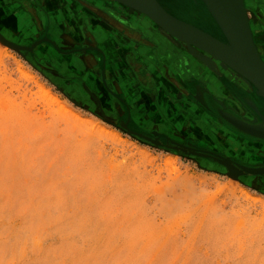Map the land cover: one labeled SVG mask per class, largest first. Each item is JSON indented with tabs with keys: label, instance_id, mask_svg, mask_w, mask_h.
Segmentation results:
<instances>
[{
	"label": "rangeland",
	"instance_id": "374dc122",
	"mask_svg": "<svg viewBox=\"0 0 264 264\" xmlns=\"http://www.w3.org/2000/svg\"><path fill=\"white\" fill-rule=\"evenodd\" d=\"M245 2L264 58V0ZM23 7L0 0V33L32 47L41 34L21 35L30 32L21 27L35 21ZM169 7L210 31L215 27L201 0H175ZM46 9L38 8L42 21ZM1 14H12L6 21L19 32ZM62 16L50 13L46 23L58 43L60 20L71 18ZM62 58L55 52L42 60L35 49L18 50L0 39V264H264V177L237 174L211 158L168 147L169 137L132 129L125 106L104 89L83 87L71 75L82 69L63 67ZM215 61L221 71L210 73L217 81H205L216 92L226 80L228 92L215 98L252 119L235 89L264 100ZM168 67L169 74L177 72ZM174 74L189 99L180 90L174 97V82L175 88L166 81L164 87L157 80L156 86L139 84L137 103L128 101L134 116L152 119L148 132L158 126L174 138L264 164V141L240 134L197 99L203 82Z\"/></svg>",
	"mask_w": 264,
	"mask_h": 264
},
{
	"label": "flooded vegetation",
	"instance_id": "af4514ba",
	"mask_svg": "<svg viewBox=\"0 0 264 264\" xmlns=\"http://www.w3.org/2000/svg\"><path fill=\"white\" fill-rule=\"evenodd\" d=\"M17 1H18L19 6H22V7L24 6L25 8H27V10L30 12V14L32 16H34L35 21H33L32 22L33 24L31 23V25L34 27L35 31H37L39 34H41L40 37L34 38V40H32V42L30 44V45L37 44V46L34 48L35 50L38 47H40L41 45H47L48 49L52 48L55 52H58L62 56L77 55V57H78L77 60L80 61V64L84 67V71L85 70L86 71L84 74H71V75H75L76 76L75 80L78 81L81 85H83V87L87 86V84H89V83L91 84L92 81L89 79L93 77V79L95 80V85H97V86H94L95 89H93V90L104 89V90H106V92H109L111 94L110 96L113 98L112 102H114V103L120 102L125 106L126 110H125L124 119L126 121L128 119H130L129 126L132 129L139 131V132H143L145 134L147 133L153 137H155L153 134V131H155L158 134H160L159 138H161L163 140H166V138L168 139V137H169L171 140L179 141L182 143H184V142L190 143V142H188V141H190L189 140L190 138H187L188 140L187 139L183 140V139H179V138H174V137L170 136V134L167 132H163L161 130L157 131L156 129L158 128V126H153V129L149 130V132H150L149 133L148 132V126H146V125H148L147 123H149V121L152 119L143 117L144 115L141 116V118H138L131 113V108L128 104L129 97L123 91L121 81L118 78L111 75V73H109L108 57H107L108 55H107V52L103 49V47L100 45L99 35H98V33H95L93 23L92 22L83 23L80 20V18L82 17L83 14L93 15L94 17L98 18V20H102L105 24H107L111 28L118 30L119 33L121 32L122 34H124L127 37L135 40L136 42L142 41L144 43L153 44V45H155L156 49H159L158 43L156 41H154L152 37L147 36L145 33H142L138 29H134L133 27L128 25L125 18L120 17L118 15H113V13H110V11L108 9H113V8H115L114 6H117V8L120 7V8H122V10H124L126 12L127 11L130 12L131 15L134 14V12L137 13L138 11L131 9L128 6H127L128 8H126L121 3L114 1V0H17ZM99 1L100 2L102 1L104 6H101ZM174 1L175 0H159V2L168 11H170L173 15H175L170 10L171 8L169 7V5H171V3ZM193 2H194V0H193ZM37 7L39 9L43 8V10L45 8H47L46 11H44L45 12V18L47 17V19H45L46 22L44 20L42 21L41 18H39L38 11H40V10H38ZM189 9H190L191 13H193L194 15H198V14L194 13V11L190 7H189ZM56 12L63 15V16L66 14H70L71 18H72V19L71 18L67 19V22H65L64 19L62 18L60 20L61 21L60 24L57 26V29L62 28V32L59 31L60 32L59 35H56L57 37L60 38L61 43H58L52 37V27H51V25L47 26V24H46L49 21L48 18H50L49 17L50 13L54 15ZM4 15L5 16H3V14H1V17L4 18L3 22L8 24L7 27H9L12 30V32H16V31L19 32V30H18L19 28H17L16 23L12 24V23L6 21L8 19V17H12L11 16L12 14L11 15L10 14H4ZM203 15H205V14H203ZM15 16H16V18H15L16 20L21 21V19L19 18V15L16 14ZM135 16L136 17L137 16L143 17V18L145 17V18L150 19L148 16L141 15L139 13L135 14ZM175 16H177V15H175ZM198 16L200 18L202 17L200 15H198ZM177 17L200 27L201 29L219 37L220 39H223L222 37L219 36L220 34H218L214 29L212 30L214 32L208 30L206 27H208L209 25H206V27H203L202 25H199L196 22H192L190 20L183 19L179 16H177ZM206 18H208V19H206V21L211 19L208 16ZM202 19L203 18H201V20ZM203 20H205V19H203ZM44 22H45V26H43ZM49 22H51V21H49ZM152 24H153V28L161 30V34H163V36L165 38L164 41H166L165 42L166 44L164 43L165 45L163 44V46H161V49H163L164 51L169 50L167 47H170V49H174L173 52L178 53L177 56H179V55L182 56V54H185V55H188L191 59H193V58L201 59L202 56L203 57L207 56V54L205 52H202L200 50H191L189 47L184 45V43H180V41L176 40V38H172V36H169L165 32V30L161 26H159L156 22L155 23L152 22ZM2 26L6 29V27L4 25H2ZM21 28H23L27 32L31 30V27H28V26H24ZM57 29H55V30H57ZM30 32H28V33H30ZM28 33L24 32V34H21V35L27 37L25 34H28ZM57 33H58V31H57ZM215 33H217V34H215ZM169 38H171L172 40L178 41L179 47L175 48L173 46L174 44H172V42H170ZM21 45H26V44H21ZM179 48H182V50L180 51ZM182 51H184L185 53H183ZM133 56H134L133 54L127 55V61H128L127 65L129 67L132 65V62L135 61V59L132 61V59L134 58ZM158 63H159V66L157 65L158 66V72H155L151 69H148L149 67L147 65H144V66L142 65V67L136 65L138 68L135 67L132 70V72H133L132 74L134 75L136 82L138 84H142V85L146 84L150 87L156 86L155 81H157V80L160 83H162L164 87H166L167 85L170 84L172 87L175 88V84H176V86L179 89L177 87H176L177 89L173 88L174 90H172V92L173 93L177 92L176 93L177 96L175 94L174 97L175 98L179 97V94L182 92L181 93L183 95L182 97H184L185 99H189V97L187 95L188 89L180 81L176 80L177 76H175L176 75V74H174L175 72L173 73V71H172V72H170L171 74H169V70L170 71L172 70L171 68L168 67V65L170 66V63H167L166 61L164 62L161 60H159ZM61 65L63 67H66L67 69H71L66 63L62 62ZM164 66H166L168 68H166ZM218 70L221 71V69H219V68H218ZM221 74H222V72H221ZM178 77H180V76H178ZM186 79H189V80L198 79L201 82H203V84H199V86L197 87L199 93L196 96L197 99L201 100V102H204V100L207 101L209 99V94L207 93V91H210L211 95L214 98L219 97V95L221 96V95L228 93L226 90V88H227V86H226L227 81L226 80H224L225 82L222 80L220 81L222 83V85H225V87H222V89L219 91L215 90L216 92H213L211 90V88L208 86V83L204 80V78L202 80L201 77H198V76L193 74L192 76H187ZM169 80H172V81H169ZM165 81L167 82V85H166ZM172 82H174L175 84ZM160 83H158L157 85H160ZM156 94L159 96L158 92L153 94V96H155ZM153 96H152V98H154ZM186 96H187V98H186ZM99 99L100 98L97 97V98H94L93 100L95 102H99L100 101ZM256 103L258 104L260 111L264 114V103H263V101L256 100ZM228 107H231V106L229 105ZM232 108L234 109L233 105H232ZM144 110H147V109H144ZM249 112H251L250 115L252 114L251 115L252 119H250V120H256L257 118H256L254 112L251 110H249ZM119 114H120V112H119ZM120 118H122V116ZM153 119H156V118L153 117ZM161 120L163 121V118ZM161 120L160 121L156 120L155 121L156 125H159L160 128H167L166 127L167 125L164 126L162 124ZM174 129L176 130V128H174ZM164 131H166V130L164 129ZM175 133H180V132L176 131ZM198 145H200V144H198ZM200 146L212 149V148L207 147V146H203V145H200ZM212 150L220 152V151L215 150V149H212ZM220 153H222V152H220ZM223 154H225V153H223ZM241 158H243V157H241ZM257 164H263V163H257Z\"/></svg>",
	"mask_w": 264,
	"mask_h": 264
},
{
	"label": "water",
	"instance_id": "95a60500",
	"mask_svg": "<svg viewBox=\"0 0 264 264\" xmlns=\"http://www.w3.org/2000/svg\"><path fill=\"white\" fill-rule=\"evenodd\" d=\"M125 6L133 7L153 19L163 29L191 50L205 52L208 62L221 61L237 72L242 79L253 86L256 96L264 100V58L256 45L245 0H201L216 21L223 39L206 32L200 27L178 18L168 11L159 0H114ZM197 1V0H195ZM0 39L18 50L33 51L32 47L20 46L6 39L0 33ZM217 67L215 66V70ZM236 93L248 110L254 112L256 120L242 116L232 107L223 105L210 91L209 99L202 102L210 111L240 134L253 140L264 141V114L260 111L255 98L243 89ZM168 147L202 157L211 158L237 174L264 177V164H248L234 157L205 148L193 143L168 140Z\"/></svg>",
	"mask_w": 264,
	"mask_h": 264
},
{
	"label": "crops",
	"instance_id": "0c3cea01",
	"mask_svg": "<svg viewBox=\"0 0 264 264\" xmlns=\"http://www.w3.org/2000/svg\"><path fill=\"white\" fill-rule=\"evenodd\" d=\"M101 6H104L102 1L100 2ZM113 9H108L110 13H113V15H118L120 17L125 18L128 25L133 27L134 29H138L142 33H145L147 36L152 37L154 41L158 43L159 49H156L155 45L144 43L140 41H135L126 35L119 33L118 30L111 28L107 24H105L102 20H98V18L94 17L90 14H83L80 20L83 23L92 22L94 26L95 33H98L99 39H100V45L103 47V49L107 52L108 57V70L111 75L118 78L121 81L122 89L125 92V94L128 95L129 100L133 101L135 100V97L139 95L140 87L139 84L136 82V79L134 75L132 74V70L137 67L136 65L142 67V65H147L149 67L153 68V71L158 72V61H166L167 63H170V66L174 68L180 75L181 78H186L187 76H192L193 74L196 75L197 72L203 73L206 71L200 67L197 69H194L190 66V61L192 59L185 54H182L177 56L178 53L173 52L174 49L169 48L168 51H164L161 49V46L166 42L164 41V36L161 34V30L153 28V24L150 23V20L148 18L143 17H136L134 14L131 15L130 12H126L122 10V8H117V6H114ZM107 9V8H106ZM34 28L31 26V32L28 34H25L27 39H31L32 35L34 34ZM33 31V33H32ZM157 36V37H156ZM25 40V39H24ZM27 41V40H25ZM166 44V43H165ZM164 44V45H165ZM45 45H41L36 49L37 54L39 58L42 60L48 61L51 57L54 56L55 51L50 48H43ZM47 46V45H46ZM180 51L182 48H179ZM185 53L184 51H182ZM133 54L135 59L134 62H132V65L129 67L128 61H127V55ZM77 55L72 56H63L62 62L66 63L71 69H82V71L85 73L83 66L80 64V61L77 60ZM200 63V62H198ZM202 64V63H201ZM158 65V66H157ZM181 65V66H180ZM183 65V68H182ZM138 68V67H137ZM179 69H181V72L179 73ZM183 69V70H182ZM82 72V73H83ZM83 73V74H84ZM205 73V72H204ZM91 76V75H90ZM197 76V75H196ZM201 77V79H209L212 77L213 80H216V76L213 72H206L205 75L198 76ZM92 87L97 86L95 85V80L90 78ZM100 84V83H99ZM99 86V85H98ZM95 88V87H94ZM136 103L138 100H135ZM140 104H135L136 108H140ZM142 107V106H141Z\"/></svg>",
	"mask_w": 264,
	"mask_h": 264
},
{
	"label": "bare ground",
	"instance_id": "6f19581e",
	"mask_svg": "<svg viewBox=\"0 0 264 264\" xmlns=\"http://www.w3.org/2000/svg\"><path fill=\"white\" fill-rule=\"evenodd\" d=\"M141 1H148V0H141ZM130 8H131V7H130ZM132 9H133V10H136V9L133 8V7H132ZM136 11H137V10H136ZM138 12H139L141 15L144 14V13H142V12H140V11H138ZM209 14H210V13H209ZM146 16H147V15H146ZM210 16H211V14H210ZM149 18H150V17H149ZM211 18H212V20H213V22H214V24H215V27H212V28H213L218 34H220V30H219V28H218V25H217L216 21L213 19L212 16H211ZM149 20H151V21H150L151 24H152V22L155 23V21H154L153 19L150 18ZM164 30H165V32H166L169 36H172V38H175V37H176V36L174 37V35H173L171 32H169L168 30H166V29H164ZM164 30H163V31H164ZM176 40H177V39H176ZM180 43H181V42H180ZM184 45H185V44H184ZM184 45H183V46H184ZM168 49H169V48H168ZM167 51H168V50H167ZM195 59L198 60V61H196ZM212 60H213L214 63H215L214 66H213L211 63L208 62L207 57H206V59H204V58H201V59L193 58L192 61H190V66L193 68V70H194V69H197V68H200V67H201L202 69L204 68V69L206 70V71H204L205 73H204V72H203V73L197 72V73H196L197 76H200V74H201V75H205L206 72H210L211 70H212L213 72H215V73H216V72L218 73V69L216 68L217 70H215V66L217 65V64H216V61H215V59H212ZM197 62H200V63H197ZM217 62H218V61H217ZM201 63H202V64H201ZM204 69H203V70H204ZM208 86H209V85H208ZM209 87H210V86H209ZM210 88H211V87H210ZM211 90L213 91L212 88H211ZM213 92H214V91H213ZM263 127H264V126H263ZM259 132L262 133V134L264 133V131H259ZM241 155L243 156V155H245V154H241Z\"/></svg>",
	"mask_w": 264,
	"mask_h": 264
}]
</instances>
